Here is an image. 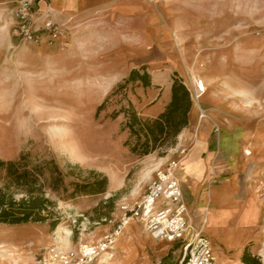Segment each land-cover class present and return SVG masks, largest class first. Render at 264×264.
Listing matches in <instances>:
<instances>
[{
  "label": "rangeland",
  "instance_id": "1",
  "mask_svg": "<svg viewBox=\"0 0 264 264\" xmlns=\"http://www.w3.org/2000/svg\"><path fill=\"white\" fill-rule=\"evenodd\" d=\"M128 1L144 3L145 18L138 14L134 22L107 24L105 29L103 21L94 23L90 46L95 51L83 57L58 53L66 48L14 41L10 19L0 22V158L13 159L30 148L45 157L53 155L63 165H76L72 172L80 176L91 170L104 174V193L66 201L52 196L60 215L58 226H67L73 236L84 233V240L112 230L120 217L119 204L137 199L145 183L143 157H134L122 145L119 122L96 116L98 103L117 81L111 83V73L122 66L114 62L120 59V46L127 60L142 56L150 72L172 65L188 88L193 78H201L203 94L217 90L230 105L218 114L227 125L238 118L234 99L264 117V0ZM98 36L105 37L102 41ZM111 58L113 62L107 60ZM162 78L167 89L164 104L170 78ZM234 90L244 96L234 97ZM230 129L224 126L222 134H231ZM258 185L264 199V174ZM109 197V215L98 216L94 208ZM242 250L264 264V234L246 241Z\"/></svg>",
  "mask_w": 264,
  "mask_h": 264
},
{
  "label": "crops",
  "instance_id": "2",
  "mask_svg": "<svg viewBox=\"0 0 264 264\" xmlns=\"http://www.w3.org/2000/svg\"><path fill=\"white\" fill-rule=\"evenodd\" d=\"M16 2L0 0V22L4 20L7 23L9 12ZM142 4L128 0H41L36 4L35 11L39 13L46 6L55 10V18L67 29L69 40L67 48L58 53L71 58L95 51L90 46L94 38V23L103 21L105 29L107 24L121 26L128 21L134 22L138 14L144 19ZM101 37L104 39L105 36ZM101 37L98 36V39ZM120 48V59L114 62L122 66L112 71L111 83L122 78L130 67L145 63L142 56L127 60L123 47ZM143 51L144 55L145 49ZM109 57L112 56L106 58ZM172 69V65L168 64L163 70L150 72L152 83L162 91L161 96L143 110L144 114L155 115L162 109L163 90H167L166 86L163 88L162 77L170 78ZM158 93L159 90L154 89L152 98L155 99ZM233 96L240 99L244 94L234 90ZM229 106L224 96L212 89H207L198 103L193 102L189 123L178 134L175 145L162 156L153 152L141 159L145 180L142 192L157 169L170 159H178L180 167L176 175L182 199L192 224L202 226L212 243L214 264H245L241 259L242 246L246 241L259 239L264 234V199L260 196L258 185L264 174V117H257L254 114L256 109H245L234 99L233 112L238 118L230 126L218 119V114ZM200 109L206 116H199ZM224 126L231 128L228 131L231 134H222ZM181 149H185L184 154L179 153ZM161 206L162 199H158L156 207ZM84 236V233L73 236L67 226L55 229L43 224L0 226V264H34L38 251L55 242L66 251H75ZM179 247L178 241L157 239L145 232L140 222L130 220L114 244L89 264H175Z\"/></svg>",
  "mask_w": 264,
  "mask_h": 264
},
{
  "label": "trees",
  "instance_id": "3",
  "mask_svg": "<svg viewBox=\"0 0 264 264\" xmlns=\"http://www.w3.org/2000/svg\"><path fill=\"white\" fill-rule=\"evenodd\" d=\"M158 89L155 99L152 92ZM162 89L152 83L147 64L129 68L105 93L96 107L100 120H117L122 145L136 158L174 146L178 134L189 123L193 101L181 75L173 70L170 76V95L155 115L144 114ZM76 165L61 164L53 155H39L32 149H23L13 159L0 158V226L13 227L46 224L54 229L60 224L57 201L106 192L107 177L97 171L86 176L72 172ZM113 198L101 201L94 211L109 215ZM109 208L102 211L105 206ZM245 264L259 261L242 254Z\"/></svg>",
  "mask_w": 264,
  "mask_h": 264
},
{
  "label": "built area",
  "instance_id": "4",
  "mask_svg": "<svg viewBox=\"0 0 264 264\" xmlns=\"http://www.w3.org/2000/svg\"><path fill=\"white\" fill-rule=\"evenodd\" d=\"M41 0H17L10 12V28L19 43L56 46L65 49L69 45L68 31L55 18V10L46 6L36 13L35 6ZM188 88L192 101L198 103L205 91L201 78H193ZM200 117L206 116L200 109ZM185 153V149L179 151ZM180 167L178 159L168 160L154 173L140 197L132 202L122 201L118 210L120 217L112 230L100 238L83 240L77 250L66 251L57 242L41 248L34 258V264H89L107 251L116 241L124 226L135 220L141 223L145 232L153 237L179 242V256L175 264H214L215 255L209 237L203 227H196L190 220L182 199L180 182L176 175ZM162 199V206L156 201Z\"/></svg>",
  "mask_w": 264,
  "mask_h": 264
},
{
  "label": "bare ground",
  "instance_id": "5",
  "mask_svg": "<svg viewBox=\"0 0 264 264\" xmlns=\"http://www.w3.org/2000/svg\"><path fill=\"white\" fill-rule=\"evenodd\" d=\"M125 226H126V225H125ZM125 226H124V227H125Z\"/></svg>",
  "mask_w": 264,
  "mask_h": 264
}]
</instances>
